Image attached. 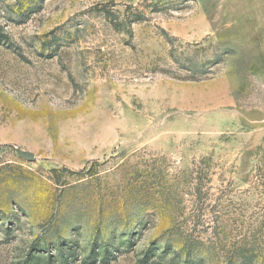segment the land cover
<instances>
[{
	"label": "rangeland",
	"instance_id": "obj_1",
	"mask_svg": "<svg viewBox=\"0 0 264 264\" xmlns=\"http://www.w3.org/2000/svg\"><path fill=\"white\" fill-rule=\"evenodd\" d=\"M0 264H264V0H0Z\"/></svg>",
	"mask_w": 264,
	"mask_h": 264
},
{
	"label": "water",
	"instance_id": "obj_2",
	"mask_svg": "<svg viewBox=\"0 0 264 264\" xmlns=\"http://www.w3.org/2000/svg\"><path fill=\"white\" fill-rule=\"evenodd\" d=\"M18 154L24 160H27V161H30V162L34 160V156L31 153H25V152H22V151H18Z\"/></svg>",
	"mask_w": 264,
	"mask_h": 264
},
{
	"label": "trees",
	"instance_id": "obj_3",
	"mask_svg": "<svg viewBox=\"0 0 264 264\" xmlns=\"http://www.w3.org/2000/svg\"><path fill=\"white\" fill-rule=\"evenodd\" d=\"M249 263V262H248Z\"/></svg>",
	"mask_w": 264,
	"mask_h": 264
}]
</instances>
